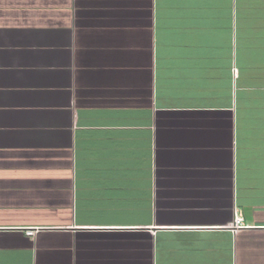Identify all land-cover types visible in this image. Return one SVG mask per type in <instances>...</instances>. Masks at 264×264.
<instances>
[{
    "label": "crops",
    "instance_id": "obj_1",
    "mask_svg": "<svg viewBox=\"0 0 264 264\" xmlns=\"http://www.w3.org/2000/svg\"><path fill=\"white\" fill-rule=\"evenodd\" d=\"M0 264H264V0H0Z\"/></svg>",
    "mask_w": 264,
    "mask_h": 264
},
{
    "label": "built area",
    "instance_id": "obj_2",
    "mask_svg": "<svg viewBox=\"0 0 264 264\" xmlns=\"http://www.w3.org/2000/svg\"><path fill=\"white\" fill-rule=\"evenodd\" d=\"M236 222L238 223V225H240L241 222H242V219L239 218V217H237ZM29 235H30V236H33V235H34V232H29Z\"/></svg>",
    "mask_w": 264,
    "mask_h": 264
}]
</instances>
